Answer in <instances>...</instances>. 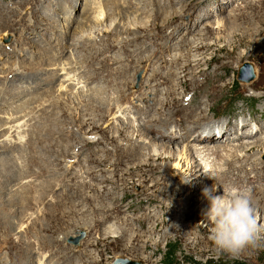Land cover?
Wrapping results in <instances>:
<instances>
[{"label": "rangeland", "instance_id": "374dc122", "mask_svg": "<svg viewBox=\"0 0 264 264\" xmlns=\"http://www.w3.org/2000/svg\"><path fill=\"white\" fill-rule=\"evenodd\" d=\"M86 6L92 12L85 10ZM57 7H62L60 11L66 15L58 16ZM87 12L92 19L103 14L101 22L86 27ZM156 13L160 15L158 20ZM47 18L50 24L45 25L42 20ZM172 18L174 21H170ZM167 20L169 24L164 22ZM82 26L86 28L83 32ZM44 57L53 58V63L42 62ZM247 66L255 77L249 82L240 81L241 71ZM42 67L54 71L45 73ZM16 69L23 79H16L17 72H13ZM93 90L101 94L93 97ZM148 93L160 112L150 113L141 121L136 112L139 106L148 104L145 100L140 102L143 94ZM85 101L109 110L108 118L98 121L100 113L89 111ZM168 101H175L176 105L163 108ZM155 102L149 104L153 107ZM26 105H30L27 110ZM20 108L25 113L18 114ZM181 108L186 112L169 116L174 109ZM190 111L194 115L186 114ZM202 115L207 120L200 125L220 126L230 122L233 126L245 120L248 124L239 125L238 129L244 127V131L260 134L253 141L245 137V132L235 138L230 135L215 144L218 147L263 142L264 0H0V179L6 168L15 172L18 169L28 176L21 180L23 187L11 185L3 195L0 182V219L6 217L7 223L15 222L8 234L0 233V264H28L26 252L30 251L32 264H113L118 259L138 264H264V231H257L264 226V220L259 222V215L256 233L248 245L237 253L219 251L209 239L211 225L206 220L208 207H204L205 184L192 186L203 194L196 199L199 203L188 209L184 208L188 189L181 187L188 181L184 171L196 162L216 180L223 178L222 171L231 174V181L226 178L225 183L223 178L224 184L218 186L225 195L237 187L251 189V195L261 194L264 182L259 184L252 179L255 174L251 164L234 163L227 167L230 158L226 151L215 157L211 153L199 156L197 149L192 150L195 157L188 162L181 158L168 164L159 162L158 165H166L170 170L179 164L180 172L173 171L166 183L176 191L182 190V195L174 201L164 199L167 189L160 186L156 197L161 203L149 205L143 193L153 194L152 180L162 175L138 169L139 161L114 163L118 160L114 148L126 146L123 140L116 142L117 128L128 120L130 127L137 129L140 125L146 129L145 133L139 131L142 140L137 141L142 147L141 142L152 143L153 137L160 144L178 148V152L188 144L200 150L213 148L215 145L211 143L198 146L192 140L180 141L181 136L186 137L185 129L195 127L193 123ZM149 121L153 127L159 123L169 125V134L150 130V125L146 127ZM219 128L214 135L221 134ZM48 130H56V136L46 137ZM132 131L133 128L129 137ZM144 135L150 137L146 139ZM160 137L172 140V144ZM57 140L60 142L55 147ZM137 141L133 138L135 146ZM6 145H19L20 151L9 153ZM65 147L67 152L63 153ZM261 157L252 153L251 163L258 167L259 160L264 163V155ZM129 170L131 174L126 175ZM162 171L163 175L168 172ZM244 176H250L251 182L243 186ZM143 181L144 186H140ZM42 186L47 190L43 200ZM118 187L124 188L125 195H117V204L131 203L132 210L97 226L99 218L92 216L90 207L105 204L113 209L109 198L115 197ZM97 191L101 196L98 197ZM17 195L25 200L19 201L14 209L9 199ZM85 198L95 200L88 204ZM118 210L116 207L115 211ZM145 211L146 215L150 211L162 215L151 234L145 233L149 223L146 226L137 221ZM187 213L192 216L185 218ZM126 222L129 236H140L141 240L128 244L121 237ZM75 227H85L87 231L63 240ZM4 236L29 245L30 251L20 257L17 254L20 252L3 247L2 243L7 241ZM60 256L64 260L58 261Z\"/></svg>", "mask_w": 264, "mask_h": 264}, {"label": "bare ground", "instance_id": "6f19581e", "mask_svg": "<svg viewBox=\"0 0 264 264\" xmlns=\"http://www.w3.org/2000/svg\"><path fill=\"white\" fill-rule=\"evenodd\" d=\"M115 4V3H114ZM159 5V4H158ZM158 5H155L156 7H158ZM60 6V5H59ZM116 6V5H115ZM88 7V8H87ZM167 7V6H166ZM58 8V11H60V10H63V8L61 7H57ZM159 8L160 9H163V7H161L160 5H159ZM65 9V8H64ZM87 9H89L90 10V8H89V6H86V9L85 10H87ZM43 10V9H42ZM93 10V9H92ZM57 11V10H56ZM56 11L54 12V13H56ZM120 11V10H119ZM51 12V11H50ZM90 12H92L91 10H90ZM90 12H87L86 13V20L89 22V24L88 25H85L86 27H90L91 25L90 24H94V23H96L97 24V22H101V20H102V17H103V14H105V12H104V10H102L101 9V12L103 13V14H100L97 18H94V19H92L91 18V16H90ZM118 12V11H117ZM40 13V12H39ZM121 13V12H120ZM58 16H62V15H66L64 12H62V11H60V13H56ZM92 14V13H91ZM121 15V14H120ZM160 15L158 14V13H156V19L158 20L160 17H159ZM170 21H174V18H172V19H170ZM169 20H167V21H164L165 23H167L168 22V24H169V22H170ZM50 22V20L47 18V20L45 19H43L42 20V23H45V25H46V23H48V24H50L49 23ZM99 22V23H100ZM10 24V23H9ZM95 24V25H96ZM102 24V23H101ZM43 27V26H42ZM82 28V31L81 32H83V30L84 29H86L85 27H81ZM137 30V29H136ZM68 35V34H67ZM67 35H66V37H67ZM87 38V37H86ZM89 38V37H88ZM84 40V39H83ZM90 40V39H89ZM85 41V40H84ZM84 41H82V43L84 42ZM28 44H29V42H28ZM125 44H130V42H128V43H125ZM124 44V45H125ZM173 45V44H172ZM169 47V46H168ZM109 48V47H108ZM169 49H171V48H169ZM46 53V52H45ZM44 53V54H45ZM61 54H63V52H61ZM2 57V56H1ZM53 58H51L50 57V59L49 58H47V59H45V57L44 58H42V62H46V61H48V60H51L52 61V63H53V60H52ZM188 62V61H187ZM52 65V64H51ZM50 65V66H51ZM55 66V65H54ZM71 66V65H70ZM53 68V67H52ZM21 68H19V70H20ZM54 69V68H53ZM19 70H15V71H13V72H17V73H15L14 75L16 76V79H23L24 77H21L20 75H18L19 74ZM39 70V69H38ZM42 70L45 72V73H53V71L54 70H45V69H43V67H42ZM56 70V69H55ZM85 70V69H84ZM64 71V70H63ZM43 72V73H44ZM85 72V71H84ZM47 75V74H46ZM62 75H65V73L64 74H62ZM67 75V74H66ZM65 75V76H66ZM42 76V75H41ZM56 76V75H55ZM84 76V75H83ZM122 76V75H121ZM36 77H39L38 75L36 76ZM51 78H52V76H51ZM51 78H50V80H51ZM155 78V77H154ZM157 78V77H156ZM16 79H15V81H16ZM55 79V78H54ZM182 80V79H181ZM165 82V81H164ZM103 85V84H102ZM62 86H64V85H62ZM153 89H155V87H152ZM23 93V92H22ZM154 92H150V94L152 95ZM99 94H101L99 91H97V90H93V97L94 96H99ZM144 95V97H143V99L140 101L141 103H142V101L143 100H145V101H147L148 102V104L147 105H144V106H139L140 107V110H138V112H136V115L137 116H139V118L141 119V121L142 120H145L146 118V116L148 115V114H150V113H154V112H156L157 114L160 112H158V110L159 109H157L156 110V102L153 100V99H151L150 97H148L149 96V93L148 94H143ZM156 94H155V98H156ZM170 96H173V94L172 93H170ZM168 99V98H167ZM208 99V98H207ZM155 102V105L152 107V105H150L149 103L150 102ZM35 102V101H34ZM36 103V102H35ZM85 103H86V107L88 108V110L89 111H92V112H95V113H100V115H98L97 116V118L99 119L98 121H104L106 118H108L107 116V113L109 114V110H106L105 108H103V107H101V106H98V105H93L91 102H89V101H85ZM30 104V103H29ZM34 104V103H33ZM39 104V103H38ZM25 105V104H24ZM174 105H176V103H175V101H168V102H166V104H163V108H168V109H171L172 107H174ZM192 105V104H191ZM30 107V105H26V106H24V109L26 108V110L28 109ZM138 108V107H137ZM137 108H135V109H137ZM144 111H146L145 113H144ZM170 111V110H169ZM165 112V111H164ZM183 112H186L185 111V109H183V108H181L180 110H176V109H174L173 111H172V113H170V115L169 116H174V117H177L178 115H180V114H182ZM18 114H23V113H25V111H23L22 110V108H20V110L17 112ZM188 116H192V115H194V112L193 111H190V112H188V113H186ZM161 116V115H160ZM203 116V115H202ZM200 117V116H199ZM114 119H116L115 118V115H114ZM132 119V118H131ZM205 119V116H203V117H201V119H198L197 121H195L193 124H196V126L195 127H190V128H187V129H185V135H186V137H183V136H181L180 138H182V140H180L181 142L182 141H186V140H192V142L193 143H196V144H199L198 146H200V145H203V144H208V143H211V144H213V146L215 145V144H217L218 145V142L219 141H223V139H227L230 135H234V138L235 137H238V135H239V133H240V135H242V132H245L244 134H246V138L248 139V140H251V141H253V139H255L258 135H260V134H258V133H255L254 132V130H251V131H244V124H248L245 120H243V124H241V123H234L233 124V126L230 124V122H224L223 124H221L220 126H216V124H212V123H209L208 125L207 124H204V125H200V123H202L201 121H203ZM21 120V119H20ZM162 120V119H161ZM207 120V118L204 120V121H206ZM131 121V120H130ZM129 120L127 121V123L125 124H122V125H120V126H118V128H117V133H118V135H119V137L117 138V140H116V142H118V141H121V140H123L125 143H126V146L125 147H120V146H116L115 148H114V150L113 151H115V153L117 154V158H118V160H115V164H117V165H120L121 163H123V162H127V163H135L136 161H139L138 163V165L136 166L138 169H142V168H144V169H146L147 170V172H149L150 174H160V175H162L160 178H156V179H154V180H152V186H151V189H150V192L152 191L153 192V194H146L145 192L143 193L144 194V197H145V199H146V203L147 204H149V205H151L153 202H156V203H158L159 202V200H158V198L159 197H156V195L158 194V189L160 188V186H163V187H165L166 189H167V193L168 194H166L167 196H165L164 195V199H165V197L168 199V200H173L174 201V199H176V198H180L181 197V195H182V190H180V191H176V190H174V189H172V187L171 186H169V185H167V180L168 179H171V173L173 172V171H179V164H176L175 165V168L173 169V170H170V168L168 169V167H166V165L164 166V167H161V165H158L157 163H159V162H167V164L168 163H170L171 161H175L176 159L177 160H179L180 158L183 160H187V162L189 161V159L191 160V158H194L195 156H192V150L194 151L195 149H197V153L199 154V156L200 155H203V154H205V153H208V154H206L207 156H209L210 154L209 153H211L214 157H215V155L216 154H219V153H224L225 151H226V153H229L228 154V156H229V160H227V163H226V166L227 167H229L230 166V164H234V163H244V162H248V165L249 164H251L250 166H251V168H252V174H255L253 177H252V179H254L255 181L257 180V183H259V184H261V183H263L264 182V175H262L261 173H260V171H262V169H264V163H262V162H260V160H259V164L257 165L258 167H255L254 166V162L253 163H251V161L253 160L254 161V159H256V157L254 158V159H252L251 160V155H252V153H259V155H260V157L261 156H263L264 155V138L262 139L263 140V142L262 143H249L248 145L247 144H245V146L244 145H239V146H235V147H233V145L232 146H230L229 148L226 146V147H221V146H214L213 148H206V147H203V148H201V150L200 149H198L197 148V146L196 147H194V146H192L193 148H190L191 146H189V144L186 146V147H184L182 150H180L179 152L177 151L178 150V148H175L174 146H171V145H167V144H160L159 142H157V140L154 138L153 139V137L152 138H150V140H151V142L152 143H146V142H141L142 144H143V147L142 146H140V144H139V142L137 141V140H142L140 137V134H139V131L141 132V133H145L146 132V129H144L143 130V128L139 125L138 127H137V129H135V127H130V125H131V122H130ZM170 121V120H169ZM203 121V122H204ZM151 123H153L152 121L150 122H147V125H146V127L147 126H151V128H150V130L151 129H155L158 133H160V132H163V133H165V132H167L168 134H169V132H170V129H169V125H167V127H166V125H161V123H159V124H156L154 127L151 125ZM164 124H166V123H164ZM29 125V124H28ZM126 125V126H125ZM189 125V124H188ZM198 125V126H197ZM239 125H242V126H244L242 129H238L239 127ZM58 126V125H57ZM81 127H83L84 126V122L82 123L81 122V125H80ZM162 126H165L166 128H163L162 129ZM145 127V128H146ZM219 127H222V129L221 128H219ZM238 127V128H237ZM131 128H133L134 129V131H132V133H131V136L130 137H132L131 139H130V137H129V131H130V129ZM217 128H219V130H222V132H221V134L219 135H214V134H217L218 132L216 131L217 130ZM262 128V127H261ZM55 129V128H54ZM101 129V131H103L102 130V128H100ZM174 130V129H173ZM57 131L56 130H48V131H45V136L46 137H51V138H54L55 136H56V133ZM174 132V131H173ZM183 132V131H182ZM181 132V133H182ZM258 132V131H257ZM175 134H178L177 133V131L175 132ZM191 134V137L189 136ZM207 135V136H206ZM44 136V135H43ZM145 136V138L146 139H148V137H150L149 135H144ZM169 137V136H168ZM133 138H135V140L137 141L136 143H137V145L135 146V144H134V142H133ZM203 138V139H202ZM159 139H161V140H163V141H166V142H168V143H171L172 142V140H167L166 138H164V137H160ZM165 139V140H164ZM229 139V138H228ZM179 141V140H178ZM177 141V142H178ZM179 141V142H180ZM240 141V140H239ZM58 142H60L59 140H57V142L55 143L56 145H55V147H58L57 146V144H58ZM161 142V141H160ZM131 144H133V145H131ZM159 144H160V146H159ZM172 144V143H171ZM77 145H75V147H76ZM158 146V149H155L156 147ZM6 147V150H7V152H11L12 153V151H15L14 153H16V151H17V153H18V151H20L19 149H20V147H19V145L18 146H15V145H6L5 146ZM66 147H69L70 148V150H75V147H72V146H66ZM66 147H65V149L64 150H62L63 151V153H66L67 151H66ZM208 147V146H207ZM152 149H155L154 150V153L152 154L151 152H152ZM235 149H236V151H235ZM22 152V151H21ZM46 153H51V152H49V151H46ZM59 153V152H58ZM62 153V154H63ZM68 153H70V151L68 152ZM80 153V152H79ZM232 153V154H231ZM175 154H177V155H175ZM197 154V155H198ZM20 156H21V153L19 154ZM195 155V154H194ZM211 155V156H212ZM198 156V157H199ZM217 156V155H216ZM206 157V156H205ZM11 158V157H10ZM141 158H144L143 160H140ZM262 158V157H261ZM259 159V158H258ZM59 160V159H58ZM65 160V159H64ZM114 161V160H113ZM10 163V162H9ZM12 163H13V161H12ZM100 163H102V162H100ZM105 167V166H104ZM207 167V166H206ZM205 167V168H206ZM164 169V171L165 170H168V172H167V174L166 175H163V169ZM7 170L5 171V175H3L2 177H1V179H0V182H1V186H2V188H3V190L1 191V194L3 193H5L6 192V189L8 188V187H10L11 185L13 186V187H17V186H21V187H23L22 186V181L21 180H25V179H28V176H26V175H24V174H21L20 172H19V170L17 169V172H15V170H13V171H10V170H8L9 168H6ZM204 168L201 166V164H199V165H196V162L195 163H193V164H190V166H188L187 167V169L184 171V177L188 180L187 182H185L184 184H182L181 185V187H183L184 189H185V187L188 189V191H187V194H188V197H187V201H186V205H185V207L184 208H186V209H188V208H190V207H193L194 205H196V204H198L199 202V200L197 201L196 199L200 196V195H202L203 193H202V190H199V189H197V188H193L192 186L193 185H204L205 184V187L204 188H207V190L210 192V194L211 195H217L218 193L220 194L222 191L220 190V187H218L220 184H224L222 181V179L224 178V182L226 183L227 182V180L228 179H226V178H229V181H231L232 180V176H230L231 174H229V173H226V170L225 171H222V172H220V174L223 176V178L222 179H218L217 178V180H216V177H214V178H212L211 177V175H209V173L208 172H205V171H202ZM131 170H133V169H131ZM228 170H229V168H228ZM227 170V171H228ZM53 171V170H52ZM117 170L115 169V172H116ZM264 171V170H263ZM102 172V171H101ZM180 172V171H179ZM104 173H105V171H104ZM240 173V172H239ZM257 173V174H256ZM131 174V172H130V170L129 171H127V173H126V175H130ZM244 174V173H243ZM114 175V174H113ZM245 175V174H244ZM218 176V175H217ZM252 176V175H251ZM89 177H91V174H89ZM232 177V178H231ZM235 177H239V176H234V178ZM221 178V177H220ZM244 179H246V181L244 182V184H243V186L244 185H246V184H249V182H251V179H250V176L249 177H246V176H244L243 177ZM242 178V179H243ZM239 180H241V179H239ZM190 182V183H189ZM210 182H212V184H210ZM106 183H108V182H106ZM144 183H145V181H143V183L140 185V186H144ZM243 183V182H242ZM236 184H237V182H236ZM234 185H235V183H234ZM263 185V184H262ZM3 186H5V189H4V187ZM241 186V185H240ZM264 186V185H263ZM55 187H57V185L55 186ZM223 187V186H222ZM42 188H44L43 190H40V191H42V193L40 194V199H42L44 196H46V192H47V190L45 189V187L44 186H42ZM182 188V189H183ZM237 188H239V187H237ZM9 189V188H8ZM107 189V188H106ZM1 190V189H0ZM123 190H124V188H123ZM122 190V188H120V187H118V188H116L115 189V192H114V198H109V202H110V206L112 205V206H114L113 207V209H111L109 206H106L105 204H104V206H101L100 208L99 207H97V208H95V207H90V212H92V216H95L94 218H99V220H96V225L97 226H100V225H103V224H105V221H108V220H110V219H112L113 217H116V218H118V216L119 215H125L126 213H128V212H130L131 210H132V204L131 203H125V204H122V203H119V204H117V202H118V197H117V195L118 194H122V195H125ZM205 190V189H204ZM39 191V190H38ZM51 191H53V190H51ZM106 190H104V192H105ZM113 192V191H112ZM126 192V191H125ZM97 193V195H98V197L99 196H101L100 195V192L99 191H97L96 192ZM185 193V192H184ZM224 193V192H223ZM2 194V195H3ZM17 194V193H16ZM108 194V193H107ZM120 194V195H121ZM143 194H141V195H143ZM21 195V194H20ZM110 195V194H109ZM112 195V194H111ZM138 195V194H137ZM136 195V196H137ZM159 195V194H158ZM257 195V197L256 198H254L255 196ZM18 197H14V198H11V199H9V201H10V203H9V205H10V207H13L14 209H15V207H17L16 205L18 204V202L19 201H23V199H24V197H19V195H17ZM33 196V195H32ZM126 196H127V194H126ZM140 196V195H139ZM138 196V197H139ZM206 197H207V199L205 200V203H204V207L205 208H209V206H210V199H209V196H207V195H205ZM28 197V196H27ZM98 197H97V199H98ZM251 205H252V207H253V209H254V211H256V209H257V213L255 214V216L257 217L258 215H259V222L261 221V220H264V191L261 193V194H255V195H251ZM26 198V197H25ZM47 198H48V196H47ZM106 198V197H105ZM19 199V200H18ZM34 199H35V197H34ZM25 200V199H24ZM39 200V199H38ZM43 200V199H42ZM95 199H92V201H94ZM91 200H89L88 201V199L87 198H85V202H87L88 204H90L91 202H92ZM167 201V200H166ZM25 202V201H24ZM45 202V201H44ZM30 202H28L27 204H29ZM58 203L59 202H57L56 204L58 205ZM159 203H161V202H159ZM62 204V203H61ZM8 205V206H9ZM260 206H261V208H260ZM116 207H118L119 208V210H118V212H116L115 211V209H116ZM257 207V208H256ZM6 208V207H5ZM208 208L206 209V211L208 210ZM7 209V208H6ZM145 210V209H144ZM144 210H142V211H144ZM15 211V210H14ZM104 211H107V213L105 214V215H103V212ZM115 211V212H114ZM201 211H205V210H202L201 209ZM102 212V215H99V213H101ZM1 213V212H0ZM15 213H16V211H15ZM161 213L163 214V215H165L166 214V212H164L163 210L161 211ZM165 213V214H164ZM143 217H141V219H139V220H137V221H139V223L141 222V223H144V224H146V226L148 225V223L150 224V227L148 228V230L145 232V233H149V234H151V233H153V232H155V228H153V226H154V224H155V222H159V219L162 217V215L160 214V213H155V211L154 212H151L150 211V214H147L146 215V211L145 212H143ZM47 215H48V213H47ZM11 216H12V212H11ZM101 216H103V217H101ZM190 216H192L191 214H186L184 217L185 218H187V217H190ZM8 217V216H7ZM16 217H18V216H16ZM57 216H54V218H56ZM13 218V217H12ZM15 218V217H14ZM180 218V217H179ZM6 217H2L1 219H0V233L2 234H8L9 233V231H12V226H14L15 225V222L13 223V222H11V223H7V221H6ZM9 219V218H8ZM16 219H18V218H16ZM144 219V220H143ZM13 221V220H12ZM131 221V220H130ZM133 221V222H132ZM131 222L132 223H134V220H132ZM151 222H154V223H151ZM129 222H126V228H122V230H121V237L123 238V239H125L127 242H128V244L129 243H136V241L138 240V239H140L141 240V238H140V236H135V235H133V236H129V232H130V229L129 230H126V229H128L127 227L129 226V224H128ZM14 224V225H13ZM124 225V224H123ZM142 225V224H141ZM133 225L131 224L130 225V227H132ZM264 227V226H263ZM258 228V232L260 233V232H262V231H264V228ZM263 229V230H262ZM45 230V229H44ZM110 230V232L109 233H111V229H109ZM84 231H87L86 230V228L85 227H75V229L72 231V233H68V234H66V235H64V239L63 240H66L67 238H69V237H71V238H76L79 234H81V233H83ZM133 232V231H132ZM0 234V235H1ZM105 236V235H104ZM4 237H6V236H4ZM107 237V236H106ZM7 238V241H5V243L3 242L2 244H3V247H5V248H7V247H9V249L10 250H12V251H15V252H20V253H17L20 257L22 256V254H23V252H26V251H30V246L29 245H24V244H22L21 242H17V243H15V241H13V239L11 238V237H6ZM1 240V239H0ZM6 240V239H5ZM102 240H106V239H101V241ZM4 241V240H3ZM2 242V241H1ZM137 243H139V242H137ZM142 243V242H141ZM146 243V242H145ZM86 246H88V242H86V244H85ZM132 246H134V245H132ZM137 246V245H136ZM131 247V246H130ZM0 248H1V246H0ZM143 249H146V248H143ZM51 251V250H50ZM27 253V255H26V260H27V263L28 264H32V263H30V259H31V251L30 252H26ZM33 254V253H32ZM53 255V254H52ZM56 255V254H55ZM28 256H30V257H28ZM57 256V255H56ZM53 258H55V257H53ZM65 258V257H64ZM91 258V257H90ZM58 259V261L59 260H62L63 259V257L62 256H60V257H58L57 258ZM23 260V259H22ZM64 260V259H63ZM119 260V259H118ZM16 261V260H15ZM57 261V260H56ZM148 261V260H147ZM35 262V260L33 261V263ZM144 262H146L145 260H144ZM87 264H88V262H87ZM91 264V263H90Z\"/></svg>", "mask_w": 264, "mask_h": 264}, {"label": "clouds", "instance_id": "9594fccd", "mask_svg": "<svg viewBox=\"0 0 264 264\" xmlns=\"http://www.w3.org/2000/svg\"><path fill=\"white\" fill-rule=\"evenodd\" d=\"M209 196L206 220L211 225L209 239L222 252L237 253L252 240L257 222L251 205V189L234 188L225 195Z\"/></svg>", "mask_w": 264, "mask_h": 264}, {"label": "water", "instance_id": "95a60500", "mask_svg": "<svg viewBox=\"0 0 264 264\" xmlns=\"http://www.w3.org/2000/svg\"><path fill=\"white\" fill-rule=\"evenodd\" d=\"M246 72H247V74L245 75L244 73H246ZM254 77L255 76L251 70V67L247 66L241 71V75H240L239 80L249 82V81L253 80ZM113 264H138V263H134V262H131L129 260H115V262Z\"/></svg>", "mask_w": 264, "mask_h": 264}]
</instances>
